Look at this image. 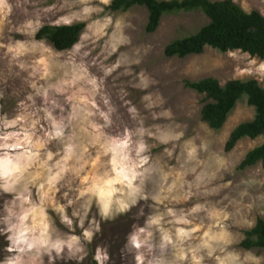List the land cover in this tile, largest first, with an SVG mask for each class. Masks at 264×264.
Listing matches in <instances>:
<instances>
[{"label": "rangeland", "instance_id": "374dc122", "mask_svg": "<svg viewBox=\"0 0 264 264\" xmlns=\"http://www.w3.org/2000/svg\"><path fill=\"white\" fill-rule=\"evenodd\" d=\"M111 1L105 4L102 0H0V145L23 144L25 133L32 141L22 148L0 147V156L5 152L15 155L27 148L37 151L32 145L38 140L46 141V133L52 129L47 112L67 126L66 139L48 141L39 149L40 159L48 151L63 155L64 143L71 137L77 153L81 145L88 148L84 158L89 164L82 175L102 176L110 170L108 161L113 153L91 163L102 151L100 144L106 137H123L125 129L131 131L130 162L137 159V140L143 139L148 146L142 153L147 162L137 169L142 173L136 183L143 180V197L126 213L103 218L94 199L82 224L73 218L70 232L52 211L56 203H66L63 193L68 190L65 182L70 174L57 185L58 192L50 193L48 212L54 235L63 239L76 235L80 240L74 248L82 249L69 258L72 254L66 248L55 264H196L197 257H202L200 264H218L217 258L233 250L264 257V249L240 247L245 231L255 225L258 217L264 219V169L260 163L239 168L245 155L264 142V136L243 138L231 151L225 150L233 129L253 119L255 108L243 97L224 125L213 129L201 115L205 95L185 86L186 80L214 77L222 85L234 79H256L264 87V73L256 71L264 60L239 50L224 53L210 47L201 54L168 57L165 48L169 43L208 23L201 11L164 15L157 30L147 33L149 14L145 6L112 11L108 9ZM233 1L246 11L257 10L264 15V0ZM85 8L90 11L85 12ZM109 17L111 23L107 22ZM77 22H85L86 27L78 43L66 51H58L35 38L43 25ZM107 69L112 70L106 75ZM93 77L98 83L95 91L88 83ZM109 107L114 109L110 126L94 131L93 124H104L99 112H106ZM130 107L136 108L135 117L128 111ZM88 112L93 115H87ZM12 120L16 123L5 127V122ZM140 128L144 129L142 137L137 133ZM12 132L18 135L4 141L3 137ZM178 133L183 135L177 137ZM97 135L99 142L91 143ZM162 136L177 138L163 143ZM58 159L60 156H54L49 165ZM68 163L75 165L76 161ZM35 170H40L36 164L30 172ZM78 182L74 181L73 186ZM173 184L175 187L168 191ZM30 187L36 199V189ZM13 195L0 191V216ZM84 202L85 198L76 201L67 209L68 214L78 211L82 216ZM197 204L202 207L191 211ZM168 209L175 215H168ZM155 216L162 217L159 225H149L148 220ZM247 221L253 222L251 227ZM180 229L188 234L179 236ZM225 230L231 233L233 244L211 239ZM85 231L92 233L90 241L84 239ZM136 233L144 241L140 248L131 243V236ZM164 234L171 237V243L161 248ZM205 241L214 249L211 257L207 255L209 249L203 247ZM5 243L4 237H0V250ZM181 251L185 258L178 260L177 253ZM5 255L0 251V259ZM42 260L49 264L46 255Z\"/></svg>", "mask_w": 264, "mask_h": 264}, {"label": "clouds", "instance_id": "9594fccd", "mask_svg": "<svg viewBox=\"0 0 264 264\" xmlns=\"http://www.w3.org/2000/svg\"><path fill=\"white\" fill-rule=\"evenodd\" d=\"M109 0H102V3L107 4ZM85 12L90 9L85 8ZM108 23H111V17L107 19ZM116 26H120V21H116ZM75 47H79L76 45ZM112 69L106 70L107 73ZM256 71L264 73V62H261ZM144 87H147L146 79L142 78ZM95 91L98 87L97 79L93 77L88 81ZM31 99V97H29ZM147 99V97H145ZM107 105L109 102L104 100ZM95 106V105H93ZM114 111L111 107L108 110L100 111L99 115L103 118V125L93 124L94 131H98L102 127L110 126L111 119L110 114ZM128 111L135 117L136 108L130 107ZM87 115H93L92 112H88ZM48 118L51 120L52 129L46 133V141H36L32 147H35L37 151H32V148H27L25 151L18 152L13 155L9 152H5L3 156H0V191L4 193H12L13 198L11 201L6 202L3 206V216H0V223L3 227H0V237H4L6 243L2 252L7 253L0 259V264H43L42 257L47 256L49 264H55L57 259L62 258L61 254L67 248L72 254L69 258H72L75 252L82 251L80 247L74 245L79 244L80 238L76 235H70L68 239H63L59 236H55V229L53 227V221L49 218L48 206L51 203L50 193L53 195L60 189L57 185L65 180V176L70 174V179L65 182L67 191L63 193L66 199V203H56L52 207V211L59 215V222L69 229L73 230V218H78V223L82 224L83 218L87 216L89 206L95 199L99 214L103 218H112L116 214L128 212L132 206L137 204L138 198L143 197L142 187L143 180L140 183H136L138 177L142 176V173L137 171L144 163L147 162L146 157L142 156L147 149V145L143 139L136 141L134 146L135 162H130L129 145L131 143V131L129 129L124 130L123 137H106L105 142L100 144L102 151L91 163L95 164L100 160V156L111 155L108 163L111 165L109 171L105 172L102 176L92 177L90 174H83L86 165L89 164V160L84 158V153L88 151L87 146L81 145L80 151L77 153L76 145L71 143V137H68V142L64 143L63 155L60 152L48 151L45 157L40 159L39 149L44 148L48 141L53 139H59L62 142L65 141V128L66 125L62 121H57L52 117L51 112H47ZM16 123V120L6 121L5 127H10ZM87 131V129H84ZM138 135L143 136L144 129L137 130ZM18 134L15 132L8 133L3 137L4 141H7L10 137H15ZM183 135L178 133L177 137ZM177 137H160L161 142L167 143L169 139ZM91 143L96 144L99 142V135L95 136ZM26 144H32L31 137L28 133L24 134V142L8 144L4 143L0 145L5 149L9 148H22ZM193 150H190L189 155H192ZM54 156H60V159L56 160L53 164L49 165V161H52ZM75 159V165H69V161ZM37 165V169L30 172L33 165ZM45 170V171H41ZM167 177L165 176L164 179ZM79 182L73 186L74 181ZM20 186L19 188L17 186ZM34 186L36 189V199L33 198V191L30 187ZM175 184L171 185L168 191H171ZM75 193V195H71ZM81 198H85V202L82 205L83 215L80 212L73 211L71 215L68 214L67 209L72 207L76 201ZM159 199V197H156ZM46 201L48 203H46ZM202 206L197 204L191 211H198ZM168 215H175L172 209H168ZM161 216H155L148 220L149 225H159ZM187 223L188 221H184ZM252 221H247L248 227L252 226ZM188 233L183 229L178 232L179 236H186ZM85 240L90 241L92 233L85 231L82 233ZM207 235V233L205 234ZM212 240L223 241L225 245L233 244L231 233L227 230L220 232L218 235H213ZM131 243L140 248L144 241L139 239V234H133L131 236ZM171 243V237L167 234L163 236V243L161 248L165 244ZM203 247L208 248L207 255L211 257L214 249L208 241H205ZM224 252V249H220ZM55 253V256H53ZM184 253L181 251L177 253V259L183 260ZM218 264H262L264 257L257 256L251 251H227L223 258H217ZM202 257L196 258V264H200ZM151 264H164L163 261H152Z\"/></svg>", "mask_w": 264, "mask_h": 264}, {"label": "trees", "instance_id": "16d2710c", "mask_svg": "<svg viewBox=\"0 0 264 264\" xmlns=\"http://www.w3.org/2000/svg\"><path fill=\"white\" fill-rule=\"evenodd\" d=\"M134 6L148 10L146 32L153 33L164 15L201 11L208 23L193 34L180 37L165 48L168 57L184 58L201 54L207 47L220 52L239 50L264 60V15L257 10L246 11L233 0H112L108 9L128 11ZM86 27L85 22L64 25H43L36 33L37 40L50 43L58 51L71 49L78 43ZM185 86L205 95L201 109L203 121L211 128L220 129L236 103L246 97L255 108L253 119L237 125L230 134L225 150L231 151L243 138L264 136V87L256 79L229 80L221 84L214 77L185 81ZM261 164L264 169V142L250 150L239 168ZM240 247L264 249V219L258 217L255 225L245 231Z\"/></svg>", "mask_w": 264, "mask_h": 264}]
</instances>
